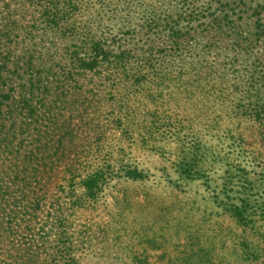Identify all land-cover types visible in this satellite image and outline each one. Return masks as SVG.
Wrapping results in <instances>:
<instances>
[{
  "label": "trees",
  "instance_id": "1",
  "mask_svg": "<svg viewBox=\"0 0 264 264\" xmlns=\"http://www.w3.org/2000/svg\"><path fill=\"white\" fill-rule=\"evenodd\" d=\"M109 1L0 0V264H91L93 241H106L107 224L90 216L106 189L148 178L129 156L133 131L142 142L150 131L175 143L173 174L165 173L170 182L209 185L219 179L214 185L231 215L264 217V191L258 192L264 167L253 177L245 157H229L255 158L243 132L227 121L209 143L178 123L213 122L207 110L189 115L185 107L194 96L204 100L219 90L218 66L208 61L209 48L219 52L218 40L191 39L220 30L218 15L212 10L206 21L197 13L198 0ZM101 12L112 34L99 22L94 29V14ZM141 28L145 37L135 41ZM250 44L230 48L246 55ZM258 57L247 66L251 82ZM261 89L246 86L240 99L230 93L226 116L253 120L259 128ZM139 121L140 134L132 130ZM107 133L116 136L108 150ZM257 136L264 140V128ZM215 170L222 171L218 179L211 176ZM131 261L140 262L136 256Z\"/></svg>",
  "mask_w": 264,
  "mask_h": 264
},
{
  "label": "rangeland",
  "instance_id": "2",
  "mask_svg": "<svg viewBox=\"0 0 264 264\" xmlns=\"http://www.w3.org/2000/svg\"><path fill=\"white\" fill-rule=\"evenodd\" d=\"M198 1H201L197 6L199 12L195 11L203 14L207 21L213 10L221 21V29L191 39L201 44L218 40L219 52L213 55L212 47L209 48L208 61L217 64L216 75H221V80L216 93L207 92L202 97L204 100L194 96L190 105L185 107L189 115H199L201 110H207V119L213 122L193 118L190 122H180L178 119V123L186 129V133H198L203 140L215 143L216 126L229 125L227 121H231L233 127L230 128L235 132H243L247 139L245 147L254 152L255 158L247 154L241 157L236 152L229 154V157L235 161L237 157L238 160L245 157L246 165L250 164L248 168H255L250 176L256 177L264 167V140L257 136L258 129L264 128V120L258 128V122L256 125L253 120H238L235 114L228 118L226 107L232 103L230 93L240 99L246 86L252 87V92L255 86L262 88L261 105L264 107V0ZM113 2L110 0L108 6L113 5ZM138 15L137 12L133 15L135 18L130 27L133 28L139 21ZM92 20L94 29H97L96 23L99 22L105 24L107 33L112 34L113 28L109 24L107 26L108 18L104 12L97 18L94 14ZM208 29L211 30V27ZM143 30L141 28L136 32L135 41L141 36L145 37ZM248 42L252 50L246 55L241 53L236 56V52L230 48L232 43L247 47ZM237 49V52L241 51ZM246 50L244 48L243 52ZM257 55L259 66L253 72L251 82L247 66ZM232 57L235 61H231V67L226 61ZM234 76L237 85L233 83ZM176 100L171 99L169 104L174 111L181 112L182 108ZM225 111L218 121L213 120L214 116H221ZM132 124V130L137 129L140 134L144 121ZM143 134L144 142L136 138L133 131L134 138L128 140L126 146L133 161L147 169L148 178L136 182L122 181L116 188L106 189V199L90 216V220L97 224H107L106 241H93L94 257L89 262L132 264L131 259L136 256L140 260L136 264H264V217L255 216L249 211L240 220L225 209V194L214 185L219 183L222 171L211 173L218 180L211 181L209 185L201 181L172 183L165 173L173 174L170 166L175 155V143L170 137L157 136L156 132ZM106 137L108 150L116 136L107 133ZM259 184L258 192L264 191V181ZM251 205L258 207L253 202Z\"/></svg>",
  "mask_w": 264,
  "mask_h": 264
}]
</instances>
